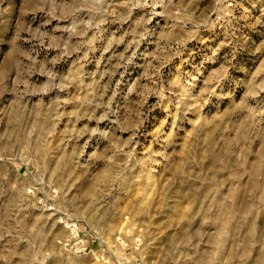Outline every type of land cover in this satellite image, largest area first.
Wrapping results in <instances>:
<instances>
[{"label":"rangeland","instance_id":"1","mask_svg":"<svg viewBox=\"0 0 264 264\" xmlns=\"http://www.w3.org/2000/svg\"><path fill=\"white\" fill-rule=\"evenodd\" d=\"M0 264H264V0H0Z\"/></svg>","mask_w":264,"mask_h":264}]
</instances>
